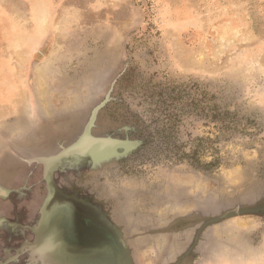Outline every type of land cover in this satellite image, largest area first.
Segmentation results:
<instances>
[{"label": "rangeland", "instance_id": "obj_1", "mask_svg": "<svg viewBox=\"0 0 264 264\" xmlns=\"http://www.w3.org/2000/svg\"><path fill=\"white\" fill-rule=\"evenodd\" d=\"M96 107L130 148L47 178ZM48 180L116 240L88 264H264V0H0V264H60Z\"/></svg>", "mask_w": 264, "mask_h": 264}, {"label": "water", "instance_id": "obj_2", "mask_svg": "<svg viewBox=\"0 0 264 264\" xmlns=\"http://www.w3.org/2000/svg\"><path fill=\"white\" fill-rule=\"evenodd\" d=\"M96 109L87 120L84 128L80 132L79 136L73 140L68 146H60L59 151L51 155L49 158L43 159L45 163V175L50 177L51 170L64 158L71 155L88 156L91 157L96 163L101 164L105 160L112 159L117 154L118 148L127 147V143L119 141L117 139H111L100 128L95 125L96 121ZM93 129H95L93 131ZM107 146L108 149H100L99 146ZM50 195L45 201L43 218L40 225L41 234L34 245L36 249L50 257V259L63 264L65 261L68 264H75V251L79 249L76 246H69L63 240V229L60 227L61 217H57L53 223H50L52 219L53 205L59 203V193L56 190L53 183L48 180ZM117 264H131L128 256L118 255Z\"/></svg>", "mask_w": 264, "mask_h": 264}, {"label": "flooded vegetation", "instance_id": "obj_3", "mask_svg": "<svg viewBox=\"0 0 264 264\" xmlns=\"http://www.w3.org/2000/svg\"><path fill=\"white\" fill-rule=\"evenodd\" d=\"M124 143H127V147L125 148L120 147L117 149V151L127 150L130 148V143L125 141ZM49 188H48L49 193L47 199L49 198L50 195ZM56 190L59 193L58 204L62 205V203L63 204L68 203L70 205V210L66 211L65 214H63V219H64L63 227L65 230V232L63 233V240L69 246L72 245L76 247H81L75 251V256L80 257L78 259V264H88L89 262L93 263V261L97 263L99 256L97 257L96 253L102 254V249H105L107 245L109 246L112 245L113 247H115L116 250H118V247L115 244L116 240L113 237V235L107 232L108 230L105 224L100 223V221H98V219H96L95 217H91V216L89 217V215L87 217H89L90 219L89 218L78 219L79 214L81 215L85 214L83 208L78 206L80 205V201H78L74 197L65 196L63 193H61V191L58 190V188H56ZM86 206L88 208H91L89 205ZM77 207H79L78 210L76 209ZM88 211H92V210H88ZM57 217H61V216H57ZM65 261H67V258L65 259Z\"/></svg>", "mask_w": 264, "mask_h": 264}, {"label": "bare ground", "instance_id": "obj_4", "mask_svg": "<svg viewBox=\"0 0 264 264\" xmlns=\"http://www.w3.org/2000/svg\"><path fill=\"white\" fill-rule=\"evenodd\" d=\"M99 148H100V149H104V148H105V149H108L107 146H103V145H100Z\"/></svg>", "mask_w": 264, "mask_h": 264}]
</instances>
